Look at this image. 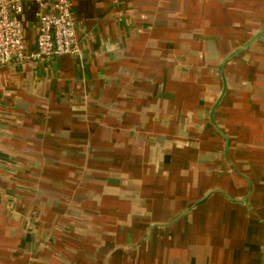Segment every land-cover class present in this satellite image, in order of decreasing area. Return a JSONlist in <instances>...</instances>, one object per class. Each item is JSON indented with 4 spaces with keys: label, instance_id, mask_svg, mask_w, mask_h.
<instances>
[{
    "label": "crops",
    "instance_id": "0c3cea01",
    "mask_svg": "<svg viewBox=\"0 0 264 264\" xmlns=\"http://www.w3.org/2000/svg\"><path fill=\"white\" fill-rule=\"evenodd\" d=\"M70 2L75 54L0 68V264L264 260V89L228 73L264 83V0Z\"/></svg>",
    "mask_w": 264,
    "mask_h": 264
},
{
    "label": "built area",
    "instance_id": "2783aa9c",
    "mask_svg": "<svg viewBox=\"0 0 264 264\" xmlns=\"http://www.w3.org/2000/svg\"><path fill=\"white\" fill-rule=\"evenodd\" d=\"M114 3L120 0H112ZM25 4L36 6L33 48L25 43ZM77 52L70 0H0V68Z\"/></svg>",
    "mask_w": 264,
    "mask_h": 264
},
{
    "label": "rangeland",
    "instance_id": "374dc122",
    "mask_svg": "<svg viewBox=\"0 0 264 264\" xmlns=\"http://www.w3.org/2000/svg\"><path fill=\"white\" fill-rule=\"evenodd\" d=\"M233 65L236 68H238V70L237 69L230 68V70L228 72L229 75H230V77H231V86H230V88H232V90H235L236 92H239L240 93V91H243L242 89H245V88H247L248 90H252V91H254V90L255 91H259V90L264 89V86H263L264 83L263 82H260V81H252V83L243 82L244 81V78L243 77H245L247 79H249V78H256L255 76L254 77H251L250 75H248L249 74L248 72L249 71H252L251 69H255V68L245 67V65L242 66L240 63L239 64L233 63ZM245 71H246L247 74H245ZM233 80H234V82H233ZM255 91H254V93H255ZM256 101H258V100L256 99ZM257 117H258V115H257ZM251 127L252 128H255V129L257 128L256 126H251ZM248 165H250V164H244L243 162H237L236 167L240 171H242L243 173H245L246 172L245 171V167L246 166L248 167ZM247 170L249 171V169H247ZM261 214H260V216H261ZM263 217L264 216H262V218ZM260 224H261V219L259 221V225ZM260 227L263 228V230L261 229V231L256 232V236H258V238H260V240H259V243H256L257 244L256 245V249L254 248V254H258V255H259L260 251L261 252L264 251L263 250L264 249V227H262L261 225H260ZM253 247H255V246H253ZM248 254H249V252H248ZM260 256H261V254H260ZM244 258H245V255L241 257L240 262H239V259H237V263L236 264H246L245 261L243 260ZM252 261H253L252 264H264V260H263L262 257H260L258 259H253ZM227 264H234V263L229 261V263H227Z\"/></svg>",
    "mask_w": 264,
    "mask_h": 264
},
{
    "label": "water",
    "instance_id": "95a60500",
    "mask_svg": "<svg viewBox=\"0 0 264 264\" xmlns=\"http://www.w3.org/2000/svg\"><path fill=\"white\" fill-rule=\"evenodd\" d=\"M222 85H223V87H222V92H221L219 98L217 99V101L215 102V104H214V106H213V108H212V110H211V116H212V114H213V112H214L216 106H217L218 103L220 102L221 98L223 97V95H224V93H225V90H226V83H225V81L223 80V78H222ZM211 116H210V118H211ZM226 151H227V143H225L224 158L227 160V163H228L230 169L232 170V172H234L237 176H240L241 174L238 173V172L234 169V167L231 165V163L228 162V158H227V156H226ZM247 183H248V182H247Z\"/></svg>",
    "mask_w": 264,
    "mask_h": 264
}]
</instances>
